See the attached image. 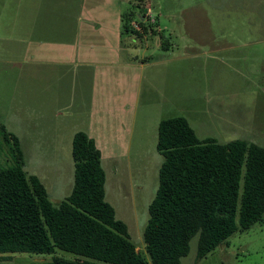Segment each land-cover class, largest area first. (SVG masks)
I'll list each match as a JSON object with an SVG mask.
<instances>
[{
	"label": "rangeland",
	"instance_id": "obj_1",
	"mask_svg": "<svg viewBox=\"0 0 264 264\" xmlns=\"http://www.w3.org/2000/svg\"><path fill=\"white\" fill-rule=\"evenodd\" d=\"M176 116L200 139L264 147V0H0V126L19 138L25 170L55 205L74 188L75 133L93 138L106 200L148 264L159 124ZM11 163L0 135V166ZM198 241L182 264H264V220L200 261ZM55 256L76 257L0 254V264Z\"/></svg>",
	"mask_w": 264,
	"mask_h": 264
},
{
	"label": "trees",
	"instance_id": "obj_2",
	"mask_svg": "<svg viewBox=\"0 0 264 264\" xmlns=\"http://www.w3.org/2000/svg\"><path fill=\"white\" fill-rule=\"evenodd\" d=\"M0 135L12 161L0 166V254L63 250L75 259L55 256L45 264H148L106 200L107 174L93 138L75 133L74 188L55 205L42 180L25 170L19 138L3 125ZM157 148L164 161L144 231L153 264H182L196 235L200 261L264 220V147L200 139L186 117L176 116L160 122Z\"/></svg>",
	"mask_w": 264,
	"mask_h": 264
}]
</instances>
